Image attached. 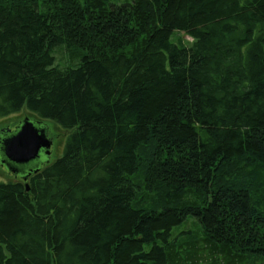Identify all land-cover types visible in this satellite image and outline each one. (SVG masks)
I'll return each mask as SVG.
<instances>
[{"label":"trees","instance_id":"trees-1","mask_svg":"<svg viewBox=\"0 0 264 264\" xmlns=\"http://www.w3.org/2000/svg\"><path fill=\"white\" fill-rule=\"evenodd\" d=\"M22 111L68 136L0 182V264H264V0H0Z\"/></svg>","mask_w":264,"mask_h":264},{"label":"water","instance_id":"water-1","mask_svg":"<svg viewBox=\"0 0 264 264\" xmlns=\"http://www.w3.org/2000/svg\"><path fill=\"white\" fill-rule=\"evenodd\" d=\"M51 147L46 125L26 119L15 132L6 133L0 161L9 171L23 178L26 173L30 172V176L38 172L43 158L50 156Z\"/></svg>","mask_w":264,"mask_h":264},{"label":"rangeland","instance_id":"rangeland-1","mask_svg":"<svg viewBox=\"0 0 264 264\" xmlns=\"http://www.w3.org/2000/svg\"><path fill=\"white\" fill-rule=\"evenodd\" d=\"M126 1H129V0H110L111 3L119 4V5L125 3ZM178 37H181L182 41L192 43V39L184 36L183 34H179ZM26 118L32 119L34 117L31 116L28 112L22 111L18 115L13 116L7 120L6 119L0 120V129L8 128L9 130L14 131L15 127H17L19 125V123ZM43 124L48 127V129H49L48 135L54 143V147H53L52 154L50 157V163L53 164L57 159L63 157L65 140L68 136V133L66 131L65 132L61 131L56 126L51 128L52 124H50L48 122L43 121ZM11 176L12 175L7 172L6 168L4 169L0 165V182L7 183V182L11 181L9 179Z\"/></svg>","mask_w":264,"mask_h":264}]
</instances>
